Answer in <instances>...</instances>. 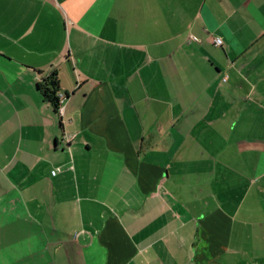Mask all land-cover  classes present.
<instances>
[{
  "label": "crops",
  "instance_id": "obj_1",
  "mask_svg": "<svg viewBox=\"0 0 264 264\" xmlns=\"http://www.w3.org/2000/svg\"><path fill=\"white\" fill-rule=\"evenodd\" d=\"M263 242L264 0H0V264H232Z\"/></svg>",
  "mask_w": 264,
  "mask_h": 264
},
{
  "label": "trees",
  "instance_id": "obj_2",
  "mask_svg": "<svg viewBox=\"0 0 264 264\" xmlns=\"http://www.w3.org/2000/svg\"><path fill=\"white\" fill-rule=\"evenodd\" d=\"M39 89L44 99L49 102L56 110L59 109L60 101L57 97L59 93V85L55 74H50L46 80L39 85Z\"/></svg>",
  "mask_w": 264,
  "mask_h": 264
},
{
  "label": "built area",
  "instance_id": "obj_3",
  "mask_svg": "<svg viewBox=\"0 0 264 264\" xmlns=\"http://www.w3.org/2000/svg\"><path fill=\"white\" fill-rule=\"evenodd\" d=\"M191 40H192V41H195V42H199V39L196 38V37H191ZM215 45H216L217 47H221V46L223 45V41H222V39H221V38H217V39L215 40ZM57 97H58V99H59V101H60V106H59V109H58L57 113H58V115H61V116H62L63 113H64L63 105H64L65 100H66V95L61 94V93L59 92V93L57 94ZM59 171H60V169H56V170H54V171L52 172V175H53V176H56V175L58 174Z\"/></svg>",
  "mask_w": 264,
  "mask_h": 264
},
{
  "label": "rangeland",
  "instance_id": "obj_4",
  "mask_svg": "<svg viewBox=\"0 0 264 264\" xmlns=\"http://www.w3.org/2000/svg\"><path fill=\"white\" fill-rule=\"evenodd\" d=\"M261 244V242H259ZM264 245V242L262 243ZM232 264H264V257L257 258L256 260L254 258L250 257H244V258H235L232 257Z\"/></svg>",
  "mask_w": 264,
  "mask_h": 264
}]
</instances>
